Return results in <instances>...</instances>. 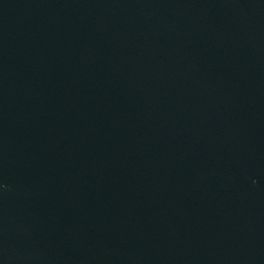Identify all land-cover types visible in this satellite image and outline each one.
I'll list each match as a JSON object with an SVG mask.
<instances>
[{"label":"water","instance_id":"1","mask_svg":"<svg viewBox=\"0 0 264 264\" xmlns=\"http://www.w3.org/2000/svg\"><path fill=\"white\" fill-rule=\"evenodd\" d=\"M0 264H264V0H0Z\"/></svg>","mask_w":264,"mask_h":264}]
</instances>
